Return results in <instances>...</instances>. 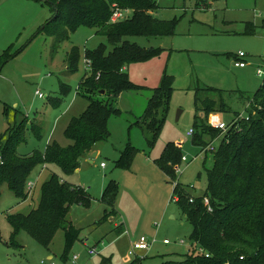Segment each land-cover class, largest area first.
Returning a JSON list of instances; mask_svg holds the SVG:
<instances>
[{
    "label": "rangeland",
    "instance_id": "rangeland-1",
    "mask_svg": "<svg viewBox=\"0 0 264 264\" xmlns=\"http://www.w3.org/2000/svg\"><path fill=\"white\" fill-rule=\"evenodd\" d=\"M154 2L159 7L156 18L176 19V30L168 37L128 38L141 47L161 51L156 57L129 67L130 80L143 88L128 92L116 101L121 114L109 120L110 138L96 145L87 156L89 161L82 158L79 169L71 176H65L57 166L48 169L38 166L29 179L36 186L23 202L7 185L1 187L0 264H40L43 261L72 264L74 254L80 255L78 264H100L104 258L111 259L110 264H133L138 258L142 259L139 264H161L163 256L182 259L181 254L175 253L187 251L192 226L172 198L173 188L178 181L193 197L203 195L214 153L207 151L210 144L204 148L193 145L188 134L194 129L196 95L199 92L201 100L208 98L225 103L223 110L208 115L209 124H215V115L223 128L232 125L237 115L248 118L249 100L263 81L257 70L264 52V0ZM51 17L50 7L42 2L0 0V56L11 46L14 53L22 50L0 71V148L7 142L8 136H3L8 130L25 121V140L16 147L21 156L43 153L53 143L62 147L71 144L65 131L70 121L81 116L89 105L88 98L79 92L80 83L88 74L85 51L107 44L106 38L98 36L95 29L84 26L62 42L49 37L43 27ZM249 25H252L249 29L254 30L252 35L247 34ZM74 47L79 48L81 58L79 70L72 74L67 70V55ZM240 52L246 55V65L237 68L235 58ZM166 76L170 77L173 88L170 110L151 148L147 135L135 123L144 114L152 90L160 87ZM61 84L70 86L71 91L55 109L48 99L61 97ZM37 91L44 98H39ZM200 116L205 120L203 114ZM32 124L41 127L40 139L32 131ZM204 140L206 143L211 141L207 136ZM129 143L137 150L130 169L116 168V161ZM170 143L179 146L182 157L188 159V162L170 164L176 175L175 181H170L158 164ZM220 144V139L212 142L215 152ZM95 151L99 152L97 157H93ZM209 151H212L211 147ZM53 173L70 184L87 189L92 198L89 208L80 205L71 208L68 222L81 229V235L67 261L62 259L65 249L63 230L57 233L49 248L43 247L25 231L16 238L18 246L9 245L13 230L7 215L28 214L37 208L41 186ZM112 180L119 186L115 205L117 215L97 225L105 210L101 197ZM141 237L155 238L156 243L149 252L131 256L133 244ZM166 239L171 244H164ZM180 240H184L185 245H180ZM101 241L105 246H100L99 254L88 255V248Z\"/></svg>",
    "mask_w": 264,
    "mask_h": 264
},
{
    "label": "trees",
    "instance_id": "trees-1",
    "mask_svg": "<svg viewBox=\"0 0 264 264\" xmlns=\"http://www.w3.org/2000/svg\"><path fill=\"white\" fill-rule=\"evenodd\" d=\"M35 1L47 4L52 12L51 19L43 27L49 37H56L62 42L84 26L95 29L98 36L106 38L107 44L85 51V58L90 64L88 74L80 83L79 92L88 98L89 105L81 116L70 121L65 131L70 145L62 147L53 143L43 153L36 152L30 156L17 154V145L25 140V121L3 136L8 138L0 148V196L1 187L5 184L21 202L29 196L26 185L38 166L45 169L57 166L65 176L75 174L82 158L87 157L98 143L110 138L109 120L121 114V110L116 107L119 97L143 88L130 80L127 68L156 57L161 50L141 47L131 43L128 38L168 37L174 35L177 26L176 19L160 20L154 16L159 9L154 0ZM117 9L129 11L130 15L119 22H112L113 12ZM249 28L252 25L247 30V34L252 35L254 30ZM12 47L0 56V71L22 51L14 53ZM80 58L79 48H72L67 55L69 73L79 70ZM70 91V86L61 84V97L49 98L48 102L53 108H59ZM102 91L105 93L102 94ZM172 94L171 79L166 76L161 86L152 90L144 114L135 123L147 135L151 148L168 116ZM199 96L198 92L192 143L204 148L220 139L221 144L213 153V167L207 170V189L203 195L193 197L179 182L174 186L172 198H178L175 202L192 226L191 247L188 252L179 255L182 259L163 256L161 264H264V77L262 85L249 100L248 118L240 119V115H237L233 124L227 127V132L208 122V115L223 110L225 103L208 98L201 100ZM200 114L204 115L205 120ZM31 128L40 139L41 127L32 124ZM205 136L211 139L209 143L204 140ZM179 149L173 143L168 144L158 160L160 169L170 181L176 180L170 164L182 161ZM136 151L129 143L115 167L130 169ZM118 192V183L110 181L101 197L105 210L97 225L117 215L115 205ZM192 197L194 200L190 202ZM205 197L209 198L212 211L204 206ZM91 204L88 190L70 184L53 173L41 186V199L37 208L28 214L7 215L13 230L9 245L18 246L16 238L25 231L43 247L49 248L57 233L63 230L65 249L62 259L67 261L69 252L81 235V229L68 222L71 208L74 205L89 208ZM198 248H202L205 254L200 253ZM108 260H103L101 264ZM141 261L136 259L133 264Z\"/></svg>",
    "mask_w": 264,
    "mask_h": 264
},
{
    "label": "built area",
    "instance_id": "built-area-1",
    "mask_svg": "<svg viewBox=\"0 0 264 264\" xmlns=\"http://www.w3.org/2000/svg\"><path fill=\"white\" fill-rule=\"evenodd\" d=\"M130 15V12L129 11H121L119 9L115 10L113 12V15H112V22H119L121 20H124L126 19L128 16ZM246 55L243 53V52H240L239 55L236 56V60H235V67L237 68H241V67H244L246 65V61H245V58ZM262 61H261V64L258 66V70H257V74L260 76V77H264V52L263 54L260 56ZM87 64H88V67H89V64L90 62L87 61ZM36 94L39 96V98H44V95L42 93H40L39 91L36 92ZM240 119H242V117L240 116ZM214 123L216 124H210L211 126L213 127H219L221 129L224 130V132H227L228 128H223L220 121H219V117L217 115L214 116ZM189 137H192L193 134H194V131L191 129L189 131ZM178 148H180L179 146H177ZM211 147V150L212 151H209V148ZM207 151L208 152H215V149L212 147V145L210 144L209 147L207 148ZM202 153H205V151H202ZM196 158V157H195ZM1 161V159H0ZM182 161L184 162H188V159L187 157L183 156L182 157ZM101 166H105L104 163L101 164ZM177 173L179 174L180 173V169L177 170ZM178 183V181H175V185ZM174 185V186H175ZM36 186V183L33 182V181H28L27 185H26V191L28 192V194H31L32 191L34 190ZM174 199L177 201L178 198L177 197H174ZM194 198L192 197L190 199V202H193ZM204 206H206L208 208L209 211H212V207H211V203H210V200L208 197H205L204 200ZM156 243V239H152V240H149L148 238L146 237H141L138 241H136L134 244H133V247H132V250L130 251V255L131 256H135L137 252H149L151 250V248L153 247V245ZM180 245H185V242L182 240L179 242ZM164 244L166 245H169L171 244V241L166 239L164 240ZM100 246H105V242L104 241H101L97 246H94L93 248H88L87 250V253L88 255L90 256H94V255H97L99 254L98 252L100 251ZM198 251L200 253H204L205 254V251L202 249V248H198ZM206 257H209L208 254H206ZM139 259V258H138ZM80 260V255L79 254H75L73 255L72 257V264H78V261ZM40 264H54L53 262H41Z\"/></svg>",
    "mask_w": 264,
    "mask_h": 264
},
{
    "label": "crops",
    "instance_id": "crops-1",
    "mask_svg": "<svg viewBox=\"0 0 264 264\" xmlns=\"http://www.w3.org/2000/svg\"><path fill=\"white\" fill-rule=\"evenodd\" d=\"M157 12H158V11H157ZM154 16L156 17V14H154ZM160 20H161V19H160ZM129 67H130V66H129ZM129 67L127 68V71L129 70ZM120 98H122V95L119 97V99H120ZM119 99H118V100H119ZM95 152H97V156H98L99 152H98V151H95ZM93 153H94V152H93ZM97 156H96V157H97ZM86 159H87V161H89V159H88L87 157H86ZM90 163H92V161H90ZM183 186H184V185H183ZM86 190H87V189H86ZM72 224H73V223H72ZM122 231H123V229H122ZM180 241H182V240H180ZM180 241H179V242H180ZM183 241H184V240H183ZM184 242H185V241H184ZM190 247H191V243L189 244V246H187V251H185V253L188 252V250L190 249ZM175 254L178 255V254H183V253H175ZM74 255H75V254H74ZM50 259H51V257H50ZM106 259L108 260L109 258H104L103 260H106ZM103 260H102V261H103ZM109 260H110V261H109ZM109 260H108L105 264H110V263H111V259H109ZM102 261H101V262H102ZM100 264H101V263H100Z\"/></svg>",
    "mask_w": 264,
    "mask_h": 264
},
{
    "label": "water",
    "instance_id": "water-1",
    "mask_svg": "<svg viewBox=\"0 0 264 264\" xmlns=\"http://www.w3.org/2000/svg\"><path fill=\"white\" fill-rule=\"evenodd\" d=\"M105 92L104 91H102V94H104ZM97 156V152H94L93 153V157H96Z\"/></svg>",
    "mask_w": 264,
    "mask_h": 264
}]
</instances>
